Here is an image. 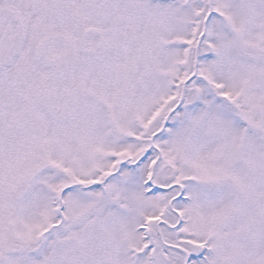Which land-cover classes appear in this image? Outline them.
<instances>
[{
	"label": "snow or ice",
	"instance_id": "6c2138e0",
	"mask_svg": "<svg viewBox=\"0 0 264 264\" xmlns=\"http://www.w3.org/2000/svg\"><path fill=\"white\" fill-rule=\"evenodd\" d=\"M0 264H264V0H0Z\"/></svg>",
	"mask_w": 264,
	"mask_h": 264
}]
</instances>
